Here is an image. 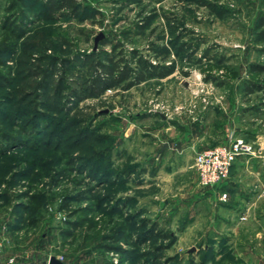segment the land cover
<instances>
[{"label": "rangeland", "instance_id": "1", "mask_svg": "<svg viewBox=\"0 0 264 264\" xmlns=\"http://www.w3.org/2000/svg\"><path fill=\"white\" fill-rule=\"evenodd\" d=\"M81 1L85 20L47 21L28 10L27 34L3 53L2 23L10 13L9 0H0V129L30 139L0 153L2 258L14 255L16 264H48L52 254L69 264H264V197L256 213H245L238 194L230 203L220 199L221 187L214 193L197 181L199 150H177V143L162 148L164 136L155 134L179 121L226 117L231 134L264 133V89L244 91L246 81L264 80V73L247 71L251 61L264 63L261 45L252 41L264 0H219L218 11L188 0ZM148 15L151 23L138 31ZM105 38L121 39L127 56L136 47L153 61L174 60L176 69L97 97L74 95L112 48L101 43ZM183 42L194 51H182ZM95 150L117 170L130 169L125 181L95 176L85 163Z\"/></svg>", "mask_w": 264, "mask_h": 264}, {"label": "trees", "instance_id": "2", "mask_svg": "<svg viewBox=\"0 0 264 264\" xmlns=\"http://www.w3.org/2000/svg\"><path fill=\"white\" fill-rule=\"evenodd\" d=\"M188 1L218 11L217 4L219 0ZM16 8L19 9L15 11ZM28 10H31L36 18L47 21H55L65 18L85 20L88 18V7L87 5H83L81 0H9L7 11L10 14L4 18L2 23L3 29L8 34V42H6L1 48L3 53L13 52L17 47L18 41L27 34L30 23V14L28 13ZM152 19L153 15H148L143 22H137L138 31L142 32L148 27ZM123 33L124 35H127V31H123ZM252 35V41L260 44L261 46H259V50L264 51V12H261L256 17ZM101 43H111L112 48L106 50L101 57L97 58L93 72L85 79L81 90L77 91L73 89L71 91L74 95L80 97H97L109 88L121 86L124 89H128L149 78L166 77L176 69V63L174 60H171L169 63L162 62L161 60L153 61L142 54L136 47L127 50L129 53V56H127L126 48L121 39L114 40L111 38H105ZM188 48L193 49V51L195 49V47L186 42L181 44L182 51ZM164 50L166 51V55L169 54L170 50L168 47H165ZM93 53L96 54V51ZM64 59L65 61H68V58ZM247 71L249 73H264V63L251 61L247 66ZM1 77L5 80L4 75ZM244 87V91L248 93L255 90H263L264 80H248L244 83ZM63 89L62 76L58 81L55 90L57 93H60ZM51 132L52 130L49 133ZM48 138L50 137H47L46 141ZM25 140L30 141L29 138L26 139L9 131L0 129V153H5L15 146L25 145ZM33 143L37 144V142ZM29 145L31 144H27L28 147ZM39 146L41 145H38V147ZM32 147L35 148L37 146L34 145ZM86 160V166L88 168L90 167V169L95 172V176L100 180H110L113 183L125 181L126 178L124 179L122 174L124 172H130V169L128 168L117 170L113 166L110 156L107 158V155L103 153V150H95L86 156ZM152 229H154V227H152Z\"/></svg>", "mask_w": 264, "mask_h": 264}, {"label": "crops", "instance_id": "3", "mask_svg": "<svg viewBox=\"0 0 264 264\" xmlns=\"http://www.w3.org/2000/svg\"><path fill=\"white\" fill-rule=\"evenodd\" d=\"M219 109L221 108L218 106L217 110ZM214 119L213 121L207 119V124H203L202 120L199 119L198 121L197 118H193V120L186 122L185 125L179 121V123L173 124V126H175L174 128L168 125L160 126L159 131L155 134L162 133L161 136H164V139L159 137L162 148L166 147H164L165 143H167L170 148L174 146L173 143H177V150L182 146H185L186 149L194 148L196 150H202L213 144L224 141L231 134L232 127L231 124H229L231 121L229 118L227 120L226 117L225 122ZM220 129H222V136L220 135ZM252 139L256 140L264 150L263 131L256 132ZM218 187H221V192L224 191L228 193L227 203H230L235 194H238V198L242 203L241 206H243L245 213L251 211V209L255 212L257 201L264 197V163L258 158H251L248 160L245 155L238 156L232 165L228 179L218 186L207 188L215 193L218 191Z\"/></svg>", "mask_w": 264, "mask_h": 264}, {"label": "built area", "instance_id": "4", "mask_svg": "<svg viewBox=\"0 0 264 264\" xmlns=\"http://www.w3.org/2000/svg\"><path fill=\"white\" fill-rule=\"evenodd\" d=\"M241 155H245L248 160L258 158L264 163V150L256 140L237 133H232L224 141L197 151L194 167L199 185L215 187L223 183L230 176L233 163ZM219 198L227 200L228 193L221 192ZM1 252L0 242V264H16V256L2 258Z\"/></svg>", "mask_w": 264, "mask_h": 264}, {"label": "water", "instance_id": "5", "mask_svg": "<svg viewBox=\"0 0 264 264\" xmlns=\"http://www.w3.org/2000/svg\"><path fill=\"white\" fill-rule=\"evenodd\" d=\"M104 32H100L99 34H97L95 36V41H94V48H97L100 42V39H102L104 37ZM168 144L165 143L164 147L167 146ZM48 264H69L66 261L60 259L57 255L52 254L49 258Z\"/></svg>", "mask_w": 264, "mask_h": 264}]
</instances>
